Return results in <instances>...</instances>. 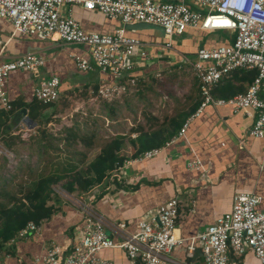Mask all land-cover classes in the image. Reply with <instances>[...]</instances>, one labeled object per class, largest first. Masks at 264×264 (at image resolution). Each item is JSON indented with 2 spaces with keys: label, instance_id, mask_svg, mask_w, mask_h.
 Wrapping results in <instances>:
<instances>
[{
  "label": "crops",
  "instance_id": "crops-1",
  "mask_svg": "<svg viewBox=\"0 0 264 264\" xmlns=\"http://www.w3.org/2000/svg\"><path fill=\"white\" fill-rule=\"evenodd\" d=\"M153 1L164 3L174 0ZM191 8L197 10L196 7ZM72 15L80 27L88 33L111 34L121 26L118 20L106 18L99 13L85 11L77 6L72 8ZM143 28L126 29L128 36L136 38L146 45L147 53V56L142 58L137 51L131 59L134 63L135 77L128 78L123 75L104 74L96 68L87 72L80 71L71 55L84 56L90 60L83 47L67 45L61 41L46 39L38 35L27 37L13 35L10 22L0 18V52L4 60L27 53H35L45 60L38 79L21 70L9 74L5 86L6 95L11 103H30L34 98V87L42 79L45 80L52 76L58 77L62 85L60 84L61 87H59V99L47 109L55 106L61 95L78 87L90 89L93 94V86L96 82L98 86L99 83H102L103 85L123 87L124 90L118 91L116 94L121 97L132 90V87H136L139 81L145 82L147 79H151L154 82L153 91L157 88L156 92L160 94L158 90L163 92L160 87L162 85L166 87L164 75L182 68L188 69L191 75L190 83L181 91L174 92L180 97L179 100L171 99L172 101L164 102L166 103L164 104L160 97L158 101L153 102L154 109L150 111L148 121H141L142 123L139 121L136 125L126 117L127 134L123 132L113 136L124 137V146L119 154L127 157V160L122 167L118 168L119 172L114 174L119 175L112 176L86 192L68 193L69 201L66 199L63 201V199L54 196L51 202L55 209L53 216L40 224L38 234L26 240L5 245L3 251L0 252L2 264H44L36 262V259L43 257L52 245L69 246L78 239L81 234L83 218L71 199L79 200L82 194H84V201L90 204L93 211L101 215L106 223L111 225L123 223L128 233L136 232L139 220L149 218L167 201L178 197L179 215L174 235L184 239L196 236L218 218L228 213L232 208L233 197L236 194L246 193L259 196L261 202L257 208L264 210V138L257 139L249 134L255 115L250 118L242 113H234L228 106L217 108L207 106L198 116L193 117L201 100L199 81L195 77L192 67L184 60V58H188L184 54L185 50L177 49L173 44L175 37L181 38L185 35L198 34L209 38L212 35L213 37H210L206 43L193 49V59H188L194 61L199 48L227 45L231 42L234 34L225 32L214 37L216 32L224 31L188 28L182 35L172 38L171 49H165V39L159 28L149 26ZM154 29L159 33L157 38H153ZM248 71L255 70L237 69L231 72L228 77L217 83L213 89V96L227 99L215 92L216 88L225 81H229L233 86L229 90L226 89L228 93L225 95L232 93L230 97H233L244 93L251 83L244 81V72ZM131 79H135V85L130 83ZM98 90L95 92L96 95ZM163 98L168 97L164 94ZM122 103L126 109V103ZM178 105H181L180 109L176 108ZM162 108L167 109V117L159 115L163 113ZM22 110L26 111L25 115H22L19 120L13 121V115ZM46 110L42 111V116L39 115L37 120L33 121L28 117L27 109L19 108L11 117L10 124L12 126L6 135H9L11 129L17 125L25 124L27 127L25 128V139L28 140L40 120L45 117ZM181 115L182 117L178 119ZM27 119L36 126L34 129H28V125L31 124ZM177 119L179 121L183 119L182 125L173 129L171 122L177 121ZM140 120L143 119L140 117ZM185 124L187 127L183 135L178 138L179 132ZM142 134L161 141L162 145L157 147L161 149V152L154 157L137 162L134 161L137 158L131 157L139 148L137 140ZM172 140H174L173 143H171ZM193 158L201 160L204 164L207 169V177H202L200 171L187 169V163ZM128 162L131 163L127 164ZM115 177L116 179H114ZM106 233L111 236L108 229H106ZM198 249L196 248L192 255L188 256L185 246L176 247L166 257L172 259L176 264H204L201 251L196 253ZM100 257L113 264H138L131 261L123 251L116 249L103 251L100 253ZM229 263L260 264L253 253L248 250L240 257L229 254Z\"/></svg>",
  "mask_w": 264,
  "mask_h": 264
},
{
  "label": "built area",
  "instance_id": "built-area-1",
  "mask_svg": "<svg viewBox=\"0 0 264 264\" xmlns=\"http://www.w3.org/2000/svg\"><path fill=\"white\" fill-rule=\"evenodd\" d=\"M76 6L118 20L121 26L111 34L85 32L72 15V8ZM0 18L10 22L13 35H38L83 47L90 60L71 55L77 69L87 72L96 68L111 76L132 72L134 63L131 59L137 51L140 57L147 56L146 45L126 34L128 25L143 23L159 27L165 49H171L172 38L182 35L188 28L233 33L229 44L199 48L194 61L184 58L199 81L201 100L193 117L207 106H228L234 113L250 118L255 115L249 134L257 139L264 138V0H174L164 3L153 0H0ZM44 65L45 60L35 53L4 60L0 52V108L10 109L5 85L11 72L26 71L38 79ZM237 69L256 71L246 91L227 99L215 98L213 89L217 83ZM130 83L135 85V79ZM59 84L56 76L42 79L33 89L34 98L44 105L55 103L59 99ZM123 90V87L103 85L98 94L105 97ZM186 127L187 124L180 130L178 138ZM160 152L159 148L151 149L134 161L149 159ZM187 169L200 171L202 177H207V169L197 158L187 163ZM59 190L63 193L56 191V194L69 201V194ZM83 197L84 194L79 200L71 199L83 218L80 237L69 246L52 245L36 262L113 264L101 258L100 253L116 249L138 264H176L166 255L176 247L185 246L188 256L199 248L204 264H230L229 254L240 257L247 250L264 264V210L257 208L261 202L259 196L236 194L228 213L189 239L174 235L179 215L178 197L167 201L149 218L139 220L134 233H128L123 223H106ZM106 229L111 236L107 235ZM39 231L40 225L30 222L6 245L26 240Z\"/></svg>",
  "mask_w": 264,
  "mask_h": 264
},
{
  "label": "rangeland",
  "instance_id": "rangeland-1",
  "mask_svg": "<svg viewBox=\"0 0 264 264\" xmlns=\"http://www.w3.org/2000/svg\"><path fill=\"white\" fill-rule=\"evenodd\" d=\"M154 31L153 38H157L159 33L156 29ZM224 33L216 32L214 37ZM209 38L198 34L185 35L173 38V44L175 48L185 50L184 54L193 59V49L206 43ZM190 78V71L186 68L164 75L166 87H160L164 92L158 90L160 94L156 92L157 88L153 91L154 82L147 79L145 82L139 81L125 96L118 97L115 92L106 95V100L102 94H91L90 89L81 87L61 95L56 105L45 111V117L37 127L28 125L30 130L36 127L28 140L25 139V124L17 125L9 135L0 138V191L18 197L20 189L26 190L28 184L40 174L68 169L69 165L76 169L84 168L115 134H127L126 117L136 125L139 121H148L150 111L154 109L153 102L160 97L163 103L171 99L179 100L180 97L174 92L184 89L190 83ZM99 88H103L102 83H99ZM164 94L167 100L163 98ZM122 102L126 103V109ZM179 107L181 105L176 108ZM166 110L162 108L163 113L159 115L167 117ZM72 137L89 139L90 146ZM5 142L10 144L8 148L4 146ZM59 188L62 189L60 183L52 187L54 196L65 201L61 195L56 194V191L63 193Z\"/></svg>",
  "mask_w": 264,
  "mask_h": 264
},
{
  "label": "trees",
  "instance_id": "trees-1",
  "mask_svg": "<svg viewBox=\"0 0 264 264\" xmlns=\"http://www.w3.org/2000/svg\"><path fill=\"white\" fill-rule=\"evenodd\" d=\"M91 12V11H88ZM256 72H244V81L251 82ZM123 76L128 78L135 77V72H129ZM62 85V82L60 81ZM59 84V87L61 85ZM233 88L229 81H225L215 92L228 98L232 93L225 95L226 89ZM98 90V83L93 86L94 93ZM60 92V89H59ZM7 96V95H6ZM8 99V97H7ZM10 109L8 111L0 108V138L8 134L12 124L10 120L12 115L20 109H27L28 117L36 121L38 116H42V111L50 107L51 104H41L35 98L28 104H20V102L11 103L8 99ZM195 109V108H194ZM182 115L178 118L180 119ZM177 119L171 122L173 129L182 125L183 119ZM80 139L87 146H90L89 139L82 137H72ZM3 140V139H2ZM139 148L135 155L131 158L135 159L143 152L160 147L162 142L152 136L142 134L138 140ZM8 148L10 144L4 143ZM124 146V137L115 136L108 141L101 149L100 153L90 161L84 168L76 169L75 166L69 165L68 169L56 170L52 173L37 176L36 180L31 181L26 190H21L17 195L10 192L0 191V252L5 248L6 243L14 237L16 233L24 229L28 223L40 225L44 221L50 219L54 214V205H52L54 191L52 187L60 183L63 190L67 193L86 192L95 185L101 184L103 181L111 178L118 173V168L122 167L127 157L120 155V151ZM116 179V177L114 178ZM58 201V200H57Z\"/></svg>",
  "mask_w": 264,
  "mask_h": 264
},
{
  "label": "water",
  "instance_id": "water-1",
  "mask_svg": "<svg viewBox=\"0 0 264 264\" xmlns=\"http://www.w3.org/2000/svg\"><path fill=\"white\" fill-rule=\"evenodd\" d=\"M146 26H149V27H155V28H159V27H156V26H153V25H147V24H143V23H140V24H135V25H128L126 26V28H143V27H146ZM160 29V28H159ZM161 30V29H160ZM162 32V30H161ZM25 112L24 110L22 111H18L16 112L14 115H13V121H17L21 118L22 115H25ZM27 121L32 124V122L30 120L27 119ZM117 175V174H116ZM198 251V252H197ZM200 250H196V253H199Z\"/></svg>",
  "mask_w": 264,
  "mask_h": 264
}]
</instances>
